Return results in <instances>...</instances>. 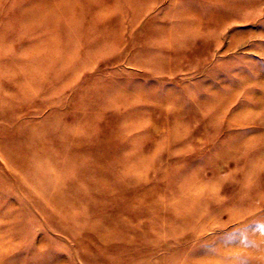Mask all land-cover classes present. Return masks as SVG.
Wrapping results in <instances>:
<instances>
[{"label":"rangeland","instance_id":"obj_1","mask_svg":"<svg viewBox=\"0 0 264 264\" xmlns=\"http://www.w3.org/2000/svg\"><path fill=\"white\" fill-rule=\"evenodd\" d=\"M0 264H264V0H0Z\"/></svg>","mask_w":264,"mask_h":264}]
</instances>
